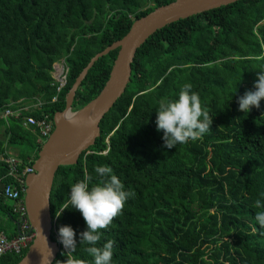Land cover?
Wrapping results in <instances>:
<instances>
[{
	"label": "trees",
	"instance_id": "obj_1",
	"mask_svg": "<svg viewBox=\"0 0 264 264\" xmlns=\"http://www.w3.org/2000/svg\"><path fill=\"white\" fill-rule=\"evenodd\" d=\"M171 0H0V112L41 101L18 116L0 115V155L9 149L17 171L31 165L42 143L25 115L38 117L64 108L65 95L89 58L119 39L130 23ZM116 48L98 57L74 90L70 109L93 98L103 85ZM62 60L64 82L51 76ZM264 71V0H236L155 30L136 49L122 94L100 119L99 135L77 161L59 165L49 192L51 238L59 243L51 262L66 258L60 226L75 231L78 258L92 257L79 243L86 229L69 207L70 186L107 165L125 190L135 192L100 244L116 241L112 264H264V228L255 220L264 203V100L248 113L237 99L254 91ZM192 85L212 117L201 140L164 146L156 130L159 102ZM0 160V191L13 179ZM0 207L12 215L3 203ZM5 233L3 228H0ZM15 233V225L11 233ZM4 253L15 264L24 253Z\"/></svg>",
	"mask_w": 264,
	"mask_h": 264
},
{
	"label": "water",
	"instance_id": "obj_2",
	"mask_svg": "<svg viewBox=\"0 0 264 264\" xmlns=\"http://www.w3.org/2000/svg\"><path fill=\"white\" fill-rule=\"evenodd\" d=\"M234 1L236 0H171L160 4L135 18L119 39L113 40L89 58L69 87L64 98V108L53 113L52 130L42 141L31 163L32 170L24 175L23 204L34 235L15 264H41L42 253L47 256L44 237L52 250L50 264L53 261L59 246L50 235L53 220L49 211V192L55 170L59 165L74 164L80 152L93 144L99 135L100 119L122 94L129 80L130 64L136 49L149 35L165 24ZM115 48L116 53L108 75L97 94L80 108L71 110L74 90L87 69L98 57ZM65 111L69 112L70 116L75 114L84 122L79 127H74L67 119L61 118ZM89 117L95 119L94 125L86 123Z\"/></svg>",
	"mask_w": 264,
	"mask_h": 264
},
{
	"label": "clouds",
	"instance_id": "obj_3",
	"mask_svg": "<svg viewBox=\"0 0 264 264\" xmlns=\"http://www.w3.org/2000/svg\"><path fill=\"white\" fill-rule=\"evenodd\" d=\"M254 91H245L237 99L238 110L248 113L252 107L259 108L260 101L264 100V71L257 72L254 82ZM67 122L79 127L84 121L75 114L67 118ZM95 119L89 117L88 125H94ZM212 117L202 106L200 96L192 91V85L186 83L172 98L162 99L156 109V130L162 131L163 144L171 149L177 144L201 140L212 127ZM97 179L90 183L91 177L77 181L70 186L68 202L56 214L59 218L61 212L69 207L78 211L86 225V229L79 233V243L87 245L85 251L92 257L91 264H112L113 250L116 241L107 240L102 246L101 230L107 229L113 219L122 214L126 201L135 196V192L125 190L124 184L107 165H97L94 168ZM255 207L264 209V203L256 200ZM255 220L264 228V210L258 211ZM41 235V233H40ZM76 233L71 226H60L58 237L66 249L64 260H56L55 264H89L88 261L74 255L77 248ZM47 256L42 252L41 264H50L52 250L49 248L46 237Z\"/></svg>",
	"mask_w": 264,
	"mask_h": 264
},
{
	"label": "built area",
	"instance_id": "obj_4",
	"mask_svg": "<svg viewBox=\"0 0 264 264\" xmlns=\"http://www.w3.org/2000/svg\"><path fill=\"white\" fill-rule=\"evenodd\" d=\"M56 73L54 80L58 82L59 88L64 82L65 68L63 64L57 66L55 63L52 67ZM41 101L36 100L32 103H27L22 106L15 107L13 109L5 108L0 112L2 117L13 115L18 116L20 110L38 108L41 105ZM23 126H33L37 130L38 140L43 141L52 130V119L48 117L47 113L40 112L36 118L32 115L23 116ZM0 160H3L7 164V174L13 177L11 181L4 184L0 194L4 202L9 201L8 209L12 215V220L15 225V233L12 236H7L2 230H0V256L4 253L19 254L23 249L26 250L28 244L33 238V230L27 221L25 214V207L23 204V178L24 175L32 170L31 165L23 166L20 171H17V165L19 160L15 156L7 155L5 157L0 155Z\"/></svg>",
	"mask_w": 264,
	"mask_h": 264
},
{
	"label": "crops",
	"instance_id": "obj_5",
	"mask_svg": "<svg viewBox=\"0 0 264 264\" xmlns=\"http://www.w3.org/2000/svg\"><path fill=\"white\" fill-rule=\"evenodd\" d=\"M10 152L11 151L8 150L7 154L10 156H13V154ZM3 203H5L6 206H8V203H6V202H3ZM3 217H6V218H3ZM0 228H3L5 230V233H7V234L11 233V231L14 228V223H13L12 218H10L7 215V212L4 210V208H1V207H0Z\"/></svg>",
	"mask_w": 264,
	"mask_h": 264
},
{
	"label": "rangeland",
	"instance_id": "obj_6",
	"mask_svg": "<svg viewBox=\"0 0 264 264\" xmlns=\"http://www.w3.org/2000/svg\"><path fill=\"white\" fill-rule=\"evenodd\" d=\"M55 64L57 66H61L63 64V62H62V60H59V61L55 62ZM51 76L54 78L56 77V73L53 71V69L51 70ZM9 151H11L10 153L14 154V150L9 149ZM6 203H9V201H7ZM3 218H6V217H3Z\"/></svg>",
	"mask_w": 264,
	"mask_h": 264
},
{
	"label": "bare ground",
	"instance_id": "obj_7",
	"mask_svg": "<svg viewBox=\"0 0 264 264\" xmlns=\"http://www.w3.org/2000/svg\"><path fill=\"white\" fill-rule=\"evenodd\" d=\"M70 116V113L65 111L61 114V118L67 119Z\"/></svg>",
	"mask_w": 264,
	"mask_h": 264
}]
</instances>
